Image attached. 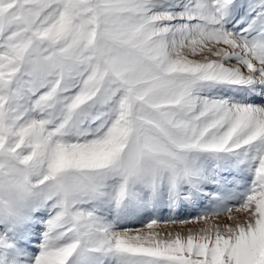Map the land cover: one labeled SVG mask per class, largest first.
I'll use <instances>...</instances> for the list:
<instances>
[{"label": "snow or ice", "instance_id": "obj_1", "mask_svg": "<svg viewBox=\"0 0 264 264\" xmlns=\"http://www.w3.org/2000/svg\"><path fill=\"white\" fill-rule=\"evenodd\" d=\"M0 264H264V0H0Z\"/></svg>", "mask_w": 264, "mask_h": 264}, {"label": "rangeland", "instance_id": "obj_2", "mask_svg": "<svg viewBox=\"0 0 264 264\" xmlns=\"http://www.w3.org/2000/svg\"><path fill=\"white\" fill-rule=\"evenodd\" d=\"M43 226L41 225V228H42ZM39 243V240L37 239V238H33V240H32V244L30 245V248H34L35 249V251H36V254H38L39 253V248L37 247V244Z\"/></svg>", "mask_w": 264, "mask_h": 264}]
</instances>
